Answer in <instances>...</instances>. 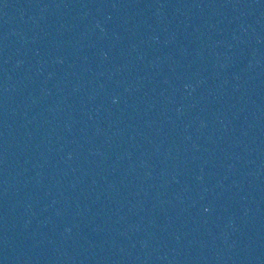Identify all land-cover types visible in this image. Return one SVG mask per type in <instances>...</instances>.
<instances>
[{"label": "water", "instance_id": "95a60500", "mask_svg": "<svg viewBox=\"0 0 264 264\" xmlns=\"http://www.w3.org/2000/svg\"><path fill=\"white\" fill-rule=\"evenodd\" d=\"M0 264H264V0H0Z\"/></svg>", "mask_w": 264, "mask_h": 264}]
</instances>
